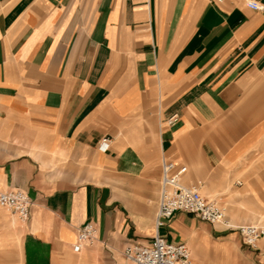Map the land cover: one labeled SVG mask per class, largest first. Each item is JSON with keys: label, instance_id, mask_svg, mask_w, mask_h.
Wrapping results in <instances>:
<instances>
[{"label": "crops", "instance_id": "0c3cea01", "mask_svg": "<svg viewBox=\"0 0 264 264\" xmlns=\"http://www.w3.org/2000/svg\"><path fill=\"white\" fill-rule=\"evenodd\" d=\"M245 1L0 0V193L31 200L25 222L0 207V264H132L155 235L192 264L211 244L264 264V237L181 212L157 227L166 160L231 225L264 223V0Z\"/></svg>", "mask_w": 264, "mask_h": 264}, {"label": "built area", "instance_id": "2783aa9c", "mask_svg": "<svg viewBox=\"0 0 264 264\" xmlns=\"http://www.w3.org/2000/svg\"><path fill=\"white\" fill-rule=\"evenodd\" d=\"M221 3L224 0H216ZM260 0H246L245 4L253 10H262ZM176 121L170 119L169 124ZM110 141L107 137L101 139L98 149L101 152L109 150ZM187 168L176 161H163L161 166L160 196L158 202L157 227H162L178 213L192 215L210 225H221L236 231L243 243L255 248L264 237V223L261 225L233 226L230 224L225 207L215 199L201 195L196 187L186 186L183 178ZM31 200L20 190L0 193V207L9 211L25 222L29 218ZM97 239V230L91 223L84 224L78 231V237L73 250L80 252L84 247L93 245ZM123 258L132 264H192V253L184 243L166 241L155 235L149 245L130 244L123 250Z\"/></svg>", "mask_w": 264, "mask_h": 264}, {"label": "rangeland", "instance_id": "374dc122", "mask_svg": "<svg viewBox=\"0 0 264 264\" xmlns=\"http://www.w3.org/2000/svg\"><path fill=\"white\" fill-rule=\"evenodd\" d=\"M222 204V203H221ZM3 209V208H2ZM6 214L11 215L13 220L19 222L18 218L14 216L12 213H10L7 210H3ZM190 249L192 250V261H197L198 258H200V255L195 253L194 249L192 246L188 245ZM208 250H213L206 259L208 260L207 262H211L214 264H252L251 261H249L246 256L243 255L242 252L235 250L234 248L231 249H225V250H217L215 251L213 249V244L208 246Z\"/></svg>", "mask_w": 264, "mask_h": 264}]
</instances>
